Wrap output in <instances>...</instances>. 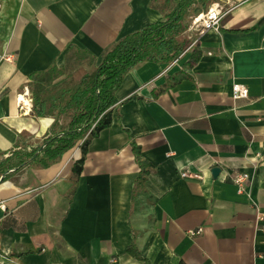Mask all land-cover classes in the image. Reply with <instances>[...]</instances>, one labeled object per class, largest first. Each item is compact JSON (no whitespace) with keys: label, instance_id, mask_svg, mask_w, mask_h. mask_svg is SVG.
<instances>
[{"label":"crops","instance_id":"0c3cea01","mask_svg":"<svg viewBox=\"0 0 264 264\" xmlns=\"http://www.w3.org/2000/svg\"><path fill=\"white\" fill-rule=\"evenodd\" d=\"M179 1L0 0V163L66 130L76 112L55 125L38 118L31 97L20 103L30 75L54 64L62 78L92 74L103 53ZM221 4L218 31L190 24L192 45L177 60L125 75L112 124L90 139L80 174L81 142L49 168L6 181L0 264H264V0ZM234 85L248 97L236 99ZM132 142L151 168L143 186ZM240 172L249 175L243 193Z\"/></svg>","mask_w":264,"mask_h":264},{"label":"trees","instance_id":"16d2710c","mask_svg":"<svg viewBox=\"0 0 264 264\" xmlns=\"http://www.w3.org/2000/svg\"><path fill=\"white\" fill-rule=\"evenodd\" d=\"M215 2L217 0H180L164 19L125 37L112 50L103 53L100 66L92 74L78 71L62 78L63 69L54 64L46 71L30 75L32 109L38 118L55 117V125L62 114L73 109L76 112L67 130L46 137L41 146L29 152L15 151L0 163V183L9 181L26 168H49L79 142L83 155L73 169L80 174L90 139L98 137L112 124L113 109L118 103L115 93L125 75L143 62L172 63L177 60L192 45L190 39L183 37L188 29L185 14L198 5H203L206 11ZM194 47L192 63H196L201 55ZM132 149L141 168L136 186H143L151 168L145 164L136 142H132ZM128 253L145 261L135 245L129 247Z\"/></svg>","mask_w":264,"mask_h":264},{"label":"built area","instance_id":"2783aa9c","mask_svg":"<svg viewBox=\"0 0 264 264\" xmlns=\"http://www.w3.org/2000/svg\"><path fill=\"white\" fill-rule=\"evenodd\" d=\"M226 14L225 7L221 4V2L213 3L206 11L198 14L193 19V26L196 31L200 34H203L207 31H218L220 28L221 21ZM9 59V57H6ZM234 97L237 98H247L249 95L248 89L242 87L241 85H234L233 87ZM29 96V90L25 89L24 93L21 96L20 103L24 102L22 98H26ZM183 178H190L191 176L187 172L182 173ZM198 178V176H195ZM249 175L247 173H237L234 178L235 184L239 186L240 193H243L246 190V184L248 183ZM264 216V215H263ZM261 217L260 219H262ZM203 232L202 228L193 229L188 231V234L192 237L199 236Z\"/></svg>","mask_w":264,"mask_h":264},{"label":"rangeland","instance_id":"374dc122","mask_svg":"<svg viewBox=\"0 0 264 264\" xmlns=\"http://www.w3.org/2000/svg\"><path fill=\"white\" fill-rule=\"evenodd\" d=\"M217 2H221V0H217ZM204 8H203V5H198L196 8H194V9H192V10H189L186 14H185V18L187 17L188 19H189V21H188V26L190 25V24H192L193 25V17L194 16H197L198 14H200L199 12H204ZM187 15V16H186ZM31 93L32 92H30L29 93V96L28 97H31ZM28 97H26V98H28ZM23 104L25 103V102H22ZM71 123V122H70ZM68 129V128H67ZM66 129V130H67ZM62 131H64V130H57V131H54V132H56V133H58V132H62ZM53 135V134H52ZM49 137V136H48ZM45 139H46V137H45ZM45 139L42 141V144H43V142L45 141ZM38 146H41V145H38ZM37 146V147H38Z\"/></svg>","mask_w":264,"mask_h":264},{"label":"bare ground","instance_id":"6f19581e","mask_svg":"<svg viewBox=\"0 0 264 264\" xmlns=\"http://www.w3.org/2000/svg\"><path fill=\"white\" fill-rule=\"evenodd\" d=\"M24 100V102H26L28 105H30V102L29 100H27L26 98H22ZM12 186V184L10 182H4L0 185V189L3 190V189H7V188H10Z\"/></svg>","mask_w":264,"mask_h":264},{"label":"water","instance_id":"95a60500","mask_svg":"<svg viewBox=\"0 0 264 264\" xmlns=\"http://www.w3.org/2000/svg\"><path fill=\"white\" fill-rule=\"evenodd\" d=\"M220 172H221L220 167H216V168H214L213 171H212L214 177H218L219 174H220Z\"/></svg>","mask_w":264,"mask_h":264}]
</instances>
